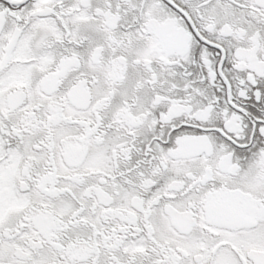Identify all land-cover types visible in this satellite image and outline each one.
Returning a JSON list of instances; mask_svg holds the SVG:
<instances>
[{"label": "snow or ice", "instance_id": "snow-or-ice-1", "mask_svg": "<svg viewBox=\"0 0 264 264\" xmlns=\"http://www.w3.org/2000/svg\"><path fill=\"white\" fill-rule=\"evenodd\" d=\"M0 264H264V0H0Z\"/></svg>", "mask_w": 264, "mask_h": 264}]
</instances>
